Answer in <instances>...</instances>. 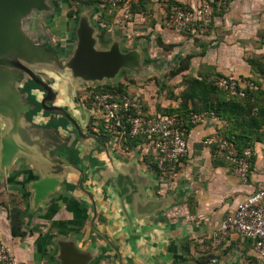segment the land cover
Segmentation results:
<instances>
[{
	"label": "crops",
	"instance_id": "crops-1",
	"mask_svg": "<svg viewBox=\"0 0 264 264\" xmlns=\"http://www.w3.org/2000/svg\"><path fill=\"white\" fill-rule=\"evenodd\" d=\"M213 1L127 2H136L141 10L138 16L146 9V12L150 11L154 15L160 11L164 17L169 6L173 4L190 9L199 7L203 2L212 4ZM221 3L225 5L223 4L220 15L215 17L214 34L220 45L219 55L226 56L231 53L240 57L247 49L251 53L257 52L260 48H254L252 42L257 39L258 32L264 29V0H224ZM152 4H155L154 8H151ZM51 5V13L39 18L37 28L41 36L42 31L44 32L48 43L52 41L48 44L51 49L41 44L46 52L35 65H29L35 74L33 79L35 83H30L31 78L27 77L23 87L32 90L31 97L38 101L41 93L34 88L35 84L51 83L49 87L55 93L52 99L53 106L63 109L77 125L81 134L76 148L80 152L79 166L85 168V171L72 166L66 160L56 162L49 157L48 150L43 146L46 135L40 132L32 134L28 129L32 123L38 124L43 120L45 123L49 118L42 112L28 117L32 105L28 102L27 94L22 92L23 87H20L28 111L24 114L23 120L17 121L24 128L26 143L23 145L31 155L21 154L9 168L0 167V197L9 199L12 196L17 201H22L24 204L22 231L26 235L23 238L12 237L8 212L0 206V240L22 262L44 264L46 249L50 247L54 249V246H51L53 245L51 242L48 244L47 237H44V214L48 210L46 206L44 207V202L34 204L36 194L34 185L39 181L44 183V177H47L59 179L61 183L56 189V196L49 202L54 203L52 206H55L57 212L55 218L66 223L58 226L56 230L59 234L69 231L68 235L74 238L77 248L91 254L95 258V264L100 263L96 261L101 256L107 261H112L111 264H199L194 256L191 258L183 254L182 246L187 244L194 253L193 249H196L194 240L213 239L225 216L249 194L263 186L264 160L258 156L254 157L247 182L243 183L238 179L234 174L233 165L217 152L215 145L205 146L202 143L205 138L217 137L218 131L225 125L214 117H207L203 123L191 128L187 134L189 154L182 161L179 171L173 175L170 173L157 175L149 169L144 160L145 156L113 142L108 135L106 145L100 142L97 138L103 135V132L101 129L98 131L93 118L90 119L92 112L84 101L85 88L91 89L99 85H79L64 67L74 46L77 18L72 20L71 26L70 20L64 18V7H70L66 0H54ZM100 11L95 10L91 17V25L96 30L94 36L100 45H107L113 41L115 34L105 31L102 23L93 20L95 15H100ZM45 18L48 20L47 23L44 22ZM191 32L195 33L193 30ZM171 36L176 39L182 38L175 34ZM241 41L245 42L246 47L241 45ZM67 42L72 45L65 49ZM231 43L234 44L231 48L233 52L227 47ZM146 45L130 43L128 47L123 46V49L128 50L129 46L131 49L144 46L147 54ZM57 46L60 47L64 61L54 51V47ZM148 61L152 64L153 71L161 64L155 59ZM216 71L223 70L216 68ZM244 74L250 75L251 69L248 68ZM126 75L129 74L123 73L121 77ZM79 90L82 91L79 93L81 103L76 100ZM148 111L158 113L150 108ZM90 121L97 138L92 139L86 135ZM4 130L0 120V153L3 150L1 139ZM65 135L66 132L63 131L61 136ZM5 138L13 145H22L24 142L18 137L17 130L10 131ZM263 147L264 143H256L253 148L259 151ZM53 165L62 166L64 170L58 169L54 172ZM97 171L100 172L99 175L96 174ZM117 180L135 181L138 187L136 193L127 198L115 194L109 183L115 184ZM2 190L7 191L6 197L2 196ZM56 230L54 232H57ZM63 235L57 236V240H66ZM56 246L58 249L57 244ZM56 252L58 254V250ZM207 255L210 256L206 264H264V260L256 256L252 243L235 234L228 236L222 242V246ZM52 256L56 258L55 254ZM100 264L105 262L101 261Z\"/></svg>",
	"mask_w": 264,
	"mask_h": 264
},
{
	"label": "built area",
	"instance_id": "built-area-1",
	"mask_svg": "<svg viewBox=\"0 0 264 264\" xmlns=\"http://www.w3.org/2000/svg\"><path fill=\"white\" fill-rule=\"evenodd\" d=\"M100 10L109 6V14L117 10L120 4L128 0H95ZM223 1V0H222ZM213 22V7L210 2H203L196 8H185L173 4L162 19L166 29L182 32L196 25L199 31L206 30ZM211 83L230 96L242 99L247 89H252L251 82L240 81L233 76H218ZM92 97L91 112L94 123L119 145L129 141L142 139L136 149L140 155L153 154L157 158L158 168L164 173L176 174L183 159L189 154L187 140V122L179 115H166L149 112L145 109L139 96H118L109 92L95 94ZM207 114H191L189 122L195 126L203 123ZM205 146L215 145L217 152L234 167V174L243 183L248 180L250 161L258 156L264 160V147L257 151L245 148L238 152L234 145L220 137H209L203 141ZM231 234L250 241L259 259L264 260V184L249 194L221 222L213 242L207 250L224 241ZM213 246V247H212ZM204 248V247H202ZM0 264H26L13 255L0 240Z\"/></svg>",
	"mask_w": 264,
	"mask_h": 264
},
{
	"label": "water",
	"instance_id": "water-1",
	"mask_svg": "<svg viewBox=\"0 0 264 264\" xmlns=\"http://www.w3.org/2000/svg\"><path fill=\"white\" fill-rule=\"evenodd\" d=\"M53 1L0 0V120L2 129L5 128L1 139L2 169L9 168L21 154L31 155L23 145L26 143L24 128L19 124L28 111V105L19 89L23 87L27 77L35 79L29 65H35L46 52L44 47L37 43V28L39 18L51 13ZM84 13L77 18L74 46L64 66L79 85H117L123 73L144 78L148 73L157 72L162 67L160 64L158 69L153 71L144 46L131 50L123 49L124 38L119 35L115 34L111 43L100 45L94 36L96 30L91 25V17L95 11L88 10ZM148 66L150 67L147 68ZM44 90L47 93L46 99H49L50 88L45 86ZM14 130H17L18 137L24 140L21 141L22 145H13L5 138ZM53 166L54 172L63 169L62 166ZM60 184L59 179L47 177H44V183H35L34 204L44 202V207L47 206L56 196V189ZM73 240L74 238H70L57 242L56 261L59 264H95V258L78 249Z\"/></svg>",
	"mask_w": 264,
	"mask_h": 264
},
{
	"label": "rangeland",
	"instance_id": "rangeland-1",
	"mask_svg": "<svg viewBox=\"0 0 264 264\" xmlns=\"http://www.w3.org/2000/svg\"><path fill=\"white\" fill-rule=\"evenodd\" d=\"M221 2L222 0L213 1V3L211 4L213 7V22L206 30L202 32L199 31L198 33H193L188 30L177 32L175 30L164 28L161 24L163 14L160 11L157 12V15H154L150 11L146 12L145 9V12H142L140 14L141 16H138L136 10L138 9L140 12V8L134 5L136 4V2L129 3L125 1L117 8V13L113 17L103 18L102 20H105L102 21L104 29L108 32H111L112 34H119L121 37H123V46L128 47L130 43L133 45H139L140 43L147 44L146 46L148 53L146 54V56L148 57V59L158 60L162 64V67L157 70V72L150 74L148 73L144 77V79L129 74L126 76H122L119 79L118 84L120 83L125 86L126 92L129 96H139L143 100V104L146 110H149L150 108L158 112L161 110L176 108L178 106V101H175L174 97L178 96L179 93L184 90L185 78L198 75L211 77V79L218 76H233L235 78H238L240 81L251 82L252 84H254L253 82H255L256 84L260 85L259 90L261 93H263V95H261L262 97L256 99L255 101H257L258 104L264 108V82L258 78L255 70L248 64L249 60H257L261 63H264V29H261L258 32L257 39H254L252 42V46L254 48H260L257 52L251 53L247 49L244 53H241L240 57H237L236 54L232 55L231 53H228L226 56H220V45H218V40L216 39L214 34L216 33L215 17L219 16L220 12L223 10L222 6L224 3ZM149 3H152V1H149ZM154 5L155 4H152L151 8H154ZM89 9V7L81 6V4L72 3L70 7H64V18L66 20H70L69 22L71 26L73 19L78 18L79 15L85 14L84 12L88 11ZM70 11H72V13L74 12V16L72 15V18L69 16ZM155 16L157 18H155ZM94 19L99 22V15H95L93 17V20ZM173 34L179 35L182 38H172L171 35ZM38 36L40 37L37 38V43L42 44L40 32H38ZM160 40L163 43L172 46L170 50L159 48L157 46V43ZM49 43H52V41H49ZM240 43L243 47H246L244 41H241ZM233 45L234 44L231 43V45L227 46L230 49V52H233V50L231 49L233 48ZM128 49L131 50V47L129 46ZM181 59H186L185 66L188 67L187 71L176 76L170 75V72L177 68ZM216 68H219L224 72L216 71ZM248 68L251 69V74L245 75L244 71L246 72ZM105 84L106 83L99 86ZM162 84H165V86L162 87ZM83 87L85 88V86ZM23 89L22 92L24 94H27L25 87H23ZM92 89V87L91 89L89 87L84 95L85 104L89 109H91L90 107L92 105L93 96L90 93V91H93ZM81 92V90L77 91V96H79V93ZM207 117L211 118L213 116L208 115ZM221 133L222 128L218 131L217 137H219ZM124 144L120 145L124 147ZM179 169L177 170V172L179 171ZM6 195L7 191L2 190V196L6 197ZM53 204L54 203L52 202L51 204L49 203L47 205L48 207L46 206L48 211L46 210L47 212L44 214V237H47L48 244H50V242L51 244H53L51 246H54V249H52L51 247L46 249L44 253V264H58L56 259L52 258L53 254L57 256V236H61L65 233L64 236H66V240H70L71 238V236H69L70 234L66 235L68 231L63 232V234L62 232L59 234L56 230V228H58V226L61 225L60 223L63 221L61 219L57 220L55 218V214L57 212L55 206H52ZM23 205L24 204H22V201H17L15 197L12 198V196H10L9 199H3L0 197V206L4 207L7 210L8 216L11 212L14 211L23 212ZM54 230H56L57 232H54ZM66 230L69 229L66 228ZM213 239L210 241L194 240L193 243L194 247L196 248L193 249L194 253L187 244L182 246V252L188 257L192 258V256H194L195 261L200 263L201 257L208 258L210 255L207 254L211 253L212 250L215 251L220 246H222L223 241L215 247L212 246L213 248L207 250L206 247L210 246V244L213 242ZM101 261H104L105 264L112 263V261H107L106 258L102 256L97 258L96 262L101 263Z\"/></svg>",
	"mask_w": 264,
	"mask_h": 264
},
{
	"label": "trees",
	"instance_id": "trees-1",
	"mask_svg": "<svg viewBox=\"0 0 264 264\" xmlns=\"http://www.w3.org/2000/svg\"><path fill=\"white\" fill-rule=\"evenodd\" d=\"M66 1L70 5L72 3L81 4V6L89 7L94 11L100 9L99 3L95 0ZM120 5H122V3ZM134 5L138 7L137 4ZM142 5L145 4L142 3ZM109 9L110 7L108 5L101 9L99 15L100 23L105 21L102 20L103 18L113 17L117 13V10H113L112 13L109 14ZM136 11V13H139L138 9ZM72 15L74 16V12L72 13V11H70L69 16L71 18L73 17ZM192 30L197 33L199 32V28L196 25H193L188 29V31ZM157 46L165 50H170L172 47L163 43L161 40L158 41ZM185 61L186 59H181L177 68L172 70L170 75L176 76L187 71L188 67L185 66ZM248 64L255 70L258 78L264 82V63L257 60H249ZM253 83V88L246 90L244 98L238 99L237 97L230 96L226 91L215 87L211 83V77L200 75L190 76L189 78L184 79V90L179 93L178 96L174 97L175 101H178V106L176 108L158 111V113L166 115L173 114L184 117L187 122V134L193 127L189 122L191 114L205 113L207 115H212L214 118L225 124L219 137L231 142L236 150L241 152L245 148H253L256 143H264V108L255 101L262 97L261 95H263V93L259 90L260 85L255 82ZM161 86L164 87L165 84H162ZM92 90L94 93L109 92L118 96L128 95L125 86L120 83L117 85L105 84L102 86H96ZM67 125V117H62L58 120L53 119L51 123L45 127L47 131L44 130V134L50 132L55 137L52 139L45 134V141L48 140L54 143L52 147L48 149V155L49 157H51V155L64 157L69 164L79 168V152L75 148L76 140L72 141L70 138L64 139L59 134L62 130H66ZM141 143H143V140L137 139L129 141L123 146L131 151L136 149ZM144 160L149 169L157 175H162L164 173L158 168L157 158L153 154H148ZM251 162L252 160L250 161V166ZM81 170L85 171L83 168H81ZM109 187L115 194L118 193L120 196H126V198L133 196L132 194H135L138 189L135 181L127 182L123 180H117L115 184L109 183ZM8 218L12 237L23 238L26 233L22 231L24 225L22 211L11 212ZM60 224L64 225L66 223L61 222ZM68 233L69 231L66 235H68ZM200 261L199 264H206L208 258L201 257Z\"/></svg>",
	"mask_w": 264,
	"mask_h": 264
},
{
	"label": "flooded vegetation",
	"instance_id": "flooded-vegetation-1",
	"mask_svg": "<svg viewBox=\"0 0 264 264\" xmlns=\"http://www.w3.org/2000/svg\"><path fill=\"white\" fill-rule=\"evenodd\" d=\"M59 2H58V5L60 6L61 5V1H59ZM47 21L48 20L45 18L44 19V22L47 23ZM42 33H43L42 36H41V38H42L41 39L42 44H44L48 49H51V47L48 45L49 44L48 43V40H47V38H46V36H45V34H44L43 31H42ZM71 45H72V43L67 42L65 44L64 48L65 49H68ZM54 51H55L56 55L58 57H62L63 58L62 60L64 61L65 58L63 56H61L60 47L59 46L54 47ZM29 82L32 83V84L35 83L33 81V79L29 80ZM50 84L51 83H49V82H45V83L44 82H39V83L35 84L36 86L34 88H37L40 91V93H41V98L38 101H36V99H33L31 97L30 92L32 90H30L28 88L25 89L27 91V94H28L27 95L28 102L32 105V109L30 110V113H28V117L34 116L37 112H42L43 115L45 113L46 116H48L47 118H49V120L47 119L48 121H46L45 123H44V120H43V122H40L38 124H33L32 123L29 126L28 129L31 131L32 134H35L36 132H40V134H44V130L47 131L45 129V127L48 124H50L53 119L58 120V119H60L62 117H67V119H68V125L66 127V130H62L59 134L61 136V133H63V131L66 132V135L64 137L63 136H61V137L64 138V139L65 138H70L72 141L73 140H76V147H77V142L79 141V138L81 137V134L79 133V129H78L77 125H75L74 122L71 121L69 115H67V113L63 109L53 106L52 99H53L55 93H53L52 92V89L49 87ZM45 86L49 87L50 90H51V96H50L49 99H46L47 93L46 92L44 93V87ZM87 89H88V87H86V90ZM76 100L78 101V103H81L80 94H79V96L76 97ZM92 118L93 117L91 115V118L90 119L92 120ZM91 122L92 121H90V126L87 127L88 128L87 130L89 132L86 131V135L91 136V138L93 139V138H97V137L95 135L96 131H94ZM68 129H70V130H68ZM45 134L49 138H52V139L55 138L52 135V133H50V132H47ZM97 139L100 142H102L103 144H105L107 142L106 139H108V136L106 134L99 135V138H97ZM53 144L54 143H52V142H50L48 140L44 141V144H43L44 149L45 150H48L50 147H52ZM78 152H79V150H78ZM51 157L56 162H61V161H65L66 160L64 157H60V156H57V155H51ZM79 157H80V152H79ZM83 169H85V168H83ZM99 173H100L99 171L96 172L97 175H99Z\"/></svg>",
	"mask_w": 264,
	"mask_h": 264
}]
</instances>
